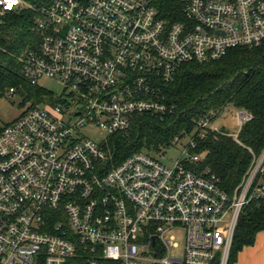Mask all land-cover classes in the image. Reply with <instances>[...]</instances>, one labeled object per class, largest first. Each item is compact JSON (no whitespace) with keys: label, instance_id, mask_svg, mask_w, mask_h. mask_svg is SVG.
Returning <instances> with one entry per match:
<instances>
[{"label":"built area","instance_id":"obj_1","mask_svg":"<svg viewBox=\"0 0 264 264\" xmlns=\"http://www.w3.org/2000/svg\"><path fill=\"white\" fill-rule=\"evenodd\" d=\"M177 1L163 15L159 0H0V16L37 13L23 79L61 87L0 132V264H232L238 222L264 200V147L232 190L196 150L209 131L237 142L250 114L236 109L234 134L191 119L171 165L145 150L116 164L107 146L174 112L163 91L181 65L264 46V0Z\"/></svg>","mask_w":264,"mask_h":264},{"label":"trees","instance_id":"obj_2","mask_svg":"<svg viewBox=\"0 0 264 264\" xmlns=\"http://www.w3.org/2000/svg\"><path fill=\"white\" fill-rule=\"evenodd\" d=\"M21 1L37 8L49 0ZM159 2L163 15H170L178 8L177 0ZM36 18L37 13L28 9L0 16V101L13 88V94L21 96L19 109L28 102L42 104L46 93L23 79L18 62V57L37 43L31 31ZM163 92L167 104L175 106L174 112L161 119L144 115L134 122L128 135L111 136L107 146L114 153L113 161L117 164L143 150L157 152L184 131L190 132L191 119L210 114L218 117L228 108L243 109L252 120L240 128L237 142L227 134L209 131L196 150L204 154L202 164L216 174L222 187L232 190L248 169L251 152L258 155L264 147V46L231 49L217 61L183 64L177 69L175 79L164 85ZM4 127L0 123V132ZM237 226L232 261L241 249L255 243L257 233L264 232V200L258 207H247Z\"/></svg>","mask_w":264,"mask_h":264},{"label":"rangeland","instance_id":"obj_3","mask_svg":"<svg viewBox=\"0 0 264 264\" xmlns=\"http://www.w3.org/2000/svg\"><path fill=\"white\" fill-rule=\"evenodd\" d=\"M39 85L46 91L52 92L53 95H58L61 91V87L55 81L41 79ZM20 103V95L13 94L12 98L6 95L0 101V123L6 125L17 118L22 112L19 109ZM216 125L229 134L236 133L237 125L235 111L231 108L224 110L221 115L217 117ZM187 141L186 137L177 144L162 146L157 152L151 153L157 156L164 164L171 165L180 158L183 146ZM236 256V260L233 261L232 264H264V232L257 233L255 236V243L252 246H246L241 249Z\"/></svg>","mask_w":264,"mask_h":264}]
</instances>
